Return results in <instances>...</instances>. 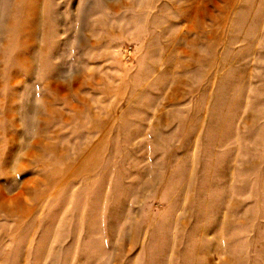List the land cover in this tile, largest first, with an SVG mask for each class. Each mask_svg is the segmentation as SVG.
<instances>
[{"label": "rangeland", "instance_id": "1", "mask_svg": "<svg viewBox=\"0 0 264 264\" xmlns=\"http://www.w3.org/2000/svg\"><path fill=\"white\" fill-rule=\"evenodd\" d=\"M0 264H264V0H0Z\"/></svg>", "mask_w": 264, "mask_h": 264}]
</instances>
